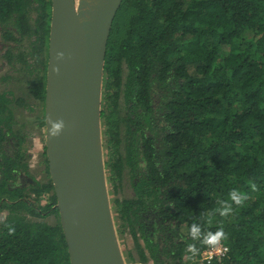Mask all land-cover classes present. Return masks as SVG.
Instances as JSON below:
<instances>
[{"label":"trees","instance_id":"16d2710c","mask_svg":"<svg viewBox=\"0 0 264 264\" xmlns=\"http://www.w3.org/2000/svg\"><path fill=\"white\" fill-rule=\"evenodd\" d=\"M50 19L51 0H0L6 55L26 69L24 41L39 50L36 77L19 76L26 96L0 89V264H70L45 151L37 180L22 124L27 118L45 134ZM100 121L116 235L132 242L126 263L135 253L139 263L264 264V0H122ZM125 184L129 196L115 197ZM232 189L248 199L222 217L215 209L231 203ZM51 216L58 223L48 224ZM194 222L205 232L223 227L220 260L203 261L211 247L199 241L189 258Z\"/></svg>","mask_w":264,"mask_h":264},{"label":"water","instance_id":"95a60500","mask_svg":"<svg viewBox=\"0 0 264 264\" xmlns=\"http://www.w3.org/2000/svg\"><path fill=\"white\" fill-rule=\"evenodd\" d=\"M121 3L51 0L45 155L70 264H126L111 212L100 121L107 41ZM84 15L85 25L80 20ZM57 52L64 53L59 64ZM57 119L65 128L52 138L49 121Z\"/></svg>","mask_w":264,"mask_h":264},{"label":"clouds","instance_id":"9594fccd","mask_svg":"<svg viewBox=\"0 0 264 264\" xmlns=\"http://www.w3.org/2000/svg\"><path fill=\"white\" fill-rule=\"evenodd\" d=\"M64 60V53L57 52L56 61L59 62ZM53 71L59 75V67L53 69ZM50 129L49 134L52 138H57L64 131L65 123L62 119L50 120ZM253 189H255V185H252ZM229 203L228 201H219V207L215 209V211L222 217H226L232 212V204L236 206H243L244 202L248 199V195L243 193L237 189H232L228 193ZM14 228L9 226V233H13ZM189 236L191 237L192 243H187L185 245L186 253L190 254L189 258H193L199 254V249L196 246L195 241H199L202 245L209 246L211 248H218L221 246L222 242L227 239V234L224 231L223 227L218 228L215 232H205L203 231L201 225L197 223H192L189 229Z\"/></svg>","mask_w":264,"mask_h":264},{"label":"rangeland","instance_id":"374dc122","mask_svg":"<svg viewBox=\"0 0 264 264\" xmlns=\"http://www.w3.org/2000/svg\"><path fill=\"white\" fill-rule=\"evenodd\" d=\"M78 1V0H76ZM81 18L87 22V16L84 15L83 17L81 16ZM17 83H20L19 81H17ZM27 94V88L24 85L21 88V84L17 85V92L16 95L17 96H26ZM32 99H28L26 98L25 100V105L27 107H21L20 108V112L22 113L23 117H26L25 112H27V110L30 108V106L32 105ZM29 107V108H28ZM25 120V121H24ZM22 124L25 125L26 129L25 131L31 134V137L29 139V146L31 148V154L32 157L29 161V166H30V171L31 174L34 176V178H36L37 180H42L44 178V173H43V169L44 166L42 164V160H43V153L45 151V134H38L35 133L34 134V126L33 123L31 121H28L27 118L24 119ZM43 132V130H42ZM108 190L112 189L111 186H107ZM119 197V198H124V197H128L129 196V191H128V186H126L123 190H121V192L116 193L115 197ZM113 197V196H112ZM111 198V196L109 197V199ZM4 214L0 213V218L3 217ZM48 224L51 225H55L56 223H58L57 219L55 216H51L49 218L46 219ZM121 244V250L122 253L131 249L132 248V242L129 239V237H124L123 239L120 240ZM133 260H131V263H126V264H151L150 262L147 263H139L138 262V258L136 257L135 253L132 254Z\"/></svg>","mask_w":264,"mask_h":264},{"label":"flooded vegetation","instance_id":"af4514ba","mask_svg":"<svg viewBox=\"0 0 264 264\" xmlns=\"http://www.w3.org/2000/svg\"><path fill=\"white\" fill-rule=\"evenodd\" d=\"M49 41V39H48ZM26 47H28L29 51L26 52V69L21 67V64L18 62L17 58L15 57H8L6 55L7 47L0 44V89H4L7 87H16L18 84L17 81L20 82L19 76H26L29 80L32 81L35 74H37L35 69V65L33 67L34 62L38 59V48L37 50L34 49L33 51L29 48L28 43L24 41ZM39 51V50H38ZM15 54V53H14ZM47 62H48V52H47ZM47 71V63L45 67V75ZM46 81V80H45ZM32 99V97H30Z\"/></svg>","mask_w":264,"mask_h":264},{"label":"built area","instance_id":"2783aa9c","mask_svg":"<svg viewBox=\"0 0 264 264\" xmlns=\"http://www.w3.org/2000/svg\"><path fill=\"white\" fill-rule=\"evenodd\" d=\"M226 251H227V248L221 244V246L218 248H215V249L211 248L205 251L202 255V260L207 261L208 263L214 258H216L217 260H220V258H222L225 255Z\"/></svg>","mask_w":264,"mask_h":264},{"label":"bare ground","instance_id":"6f19581e","mask_svg":"<svg viewBox=\"0 0 264 264\" xmlns=\"http://www.w3.org/2000/svg\"><path fill=\"white\" fill-rule=\"evenodd\" d=\"M80 20H81V22H82L83 25H85L88 22V21L85 22L82 18H80Z\"/></svg>","mask_w":264,"mask_h":264}]
</instances>
